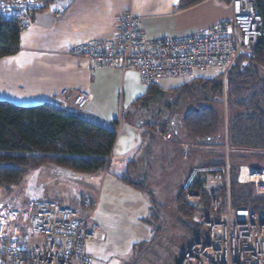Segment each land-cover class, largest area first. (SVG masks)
<instances>
[{"label": "built area", "instance_id": "1", "mask_svg": "<svg viewBox=\"0 0 264 264\" xmlns=\"http://www.w3.org/2000/svg\"><path fill=\"white\" fill-rule=\"evenodd\" d=\"M229 2L230 19L195 34L166 39H149L139 18L126 12L110 38L88 42L72 55L93 70H135L146 89L161 79L187 82L206 71H214L225 82L236 66L249 65L264 37L263 21L253 1ZM41 9L35 0H0V25L15 20L21 33ZM71 100L82 110L87 94L71 95ZM218 100L224 104V98ZM223 161L217 166L194 167L183 186L193 230L177 264H264V206L257 212L232 207L227 155ZM236 181L253 185L256 196L264 195L263 168L239 166ZM90 204L85 201L83 207ZM91 212L59 201H34L22 211L7 210L0 218V264H94L86 250L95 234Z\"/></svg>", "mask_w": 264, "mask_h": 264}, {"label": "crops", "instance_id": "2", "mask_svg": "<svg viewBox=\"0 0 264 264\" xmlns=\"http://www.w3.org/2000/svg\"><path fill=\"white\" fill-rule=\"evenodd\" d=\"M178 1L56 0L49 8L50 11L35 15L31 25L20 33L18 51L13 55L0 57V100L21 107L49 104L66 113L116 130L117 136H120L116 146L122 142L117 158L122 163L132 164L134 161L129 160L130 155H138L139 152L143 154L136 176H129L126 172L113 173L112 176L104 172L89 176L78 174L84 176L82 184L87 194L81 199L80 206L85 201H94L96 184L101 183L104 178L107 186L115 181L128 186L137 195H142L148 212L153 211L154 206L165 204L167 195L171 194L172 187H168V180L173 177L164 176L171 164L165 169L162 168L164 160L162 164L158 162L161 157L158 152L164 147L166 150L168 141L161 140V144L150 146L149 141L155 132L133 119L136 110L130 113V118L127 116L135 101L144 96L147 90L140 83L137 72L129 70L122 73L111 68L93 70L82 59L75 58L72 51L88 42L110 38L118 31L126 12H132L139 18L143 31L151 40L191 35L216 24L204 27L200 18L205 13L196 15L210 0L184 11L177 10ZM80 92L89 96L83 110H78L71 100V95ZM121 106L125 110H119ZM121 112H124V116H120ZM182 144L176 143V146L183 153L191 150L187 143ZM196 147L198 148L197 145ZM199 147L203 148L201 145ZM208 147L211 146H206V149H210ZM201 162H195L182 176L176 177L180 182L174 185L173 196H177L189 170L199 167ZM63 171L54 166H44L34 170L33 175L71 176ZM124 174L128 176H122ZM123 177H128L139 190L122 180ZM173 198L175 202V197ZM4 213L5 210L0 208V218Z\"/></svg>", "mask_w": 264, "mask_h": 264}, {"label": "trees", "instance_id": "3", "mask_svg": "<svg viewBox=\"0 0 264 264\" xmlns=\"http://www.w3.org/2000/svg\"><path fill=\"white\" fill-rule=\"evenodd\" d=\"M36 1L42 4L43 9H49L56 0ZM204 1L179 0L177 10L184 11ZM252 1L264 27V0ZM19 27L15 20L1 23L0 57L18 51ZM184 82L166 92L158 85L149 87L145 95L135 101L127 116L130 118V113L138 108L166 104L167 109L181 118V132L192 137L195 142L197 139L212 138L219 145L208 148L212 153L218 151L222 157L221 147L225 144L229 150L231 167L232 207L259 211L264 206V195L256 196L251 184L237 183L236 175L239 166L246 162L249 167L264 169V37L256 46L249 65L243 69L236 66L229 72L225 82L221 77L204 79L200 75L188 81V84ZM223 98L230 113L227 126L221 133L222 116L215 107V99ZM185 103L190 104L189 108H199L184 117L185 109L182 112L180 109ZM160 126L165 128L161 124L148 127L154 130ZM160 130L163 135L164 131ZM116 139V130L66 113L52 105L21 107L0 100V188L17 185L29 170L46 165L86 175L105 172ZM196 145L199 146L197 142ZM218 164L202 163L200 167ZM121 179L138 189L128 177ZM176 205L179 219L190 221L192 211L183 204L180 194ZM157 214L153 212L152 219H158Z\"/></svg>", "mask_w": 264, "mask_h": 264}, {"label": "rangeland", "instance_id": "4", "mask_svg": "<svg viewBox=\"0 0 264 264\" xmlns=\"http://www.w3.org/2000/svg\"><path fill=\"white\" fill-rule=\"evenodd\" d=\"M200 10V13L198 10L196 15L201 14V12L205 13L200 18V22L204 27L231 18V6L228 0H210ZM47 11L50 10L41 9L38 14ZM199 75L200 78L212 79L215 77V72L206 71ZM182 82L179 79H161L158 86L166 92L177 88ZM188 83L187 81L183 84ZM74 95H77V93ZM88 101L89 96L87 94V103ZM122 106L119 110H125ZM152 107L151 105L150 108ZM182 107V110L180 109L181 112L184 109L185 111L186 109L189 110L190 104L185 103ZM215 107L222 116L220 131L223 133L224 127L226 128L227 126L230 112L228 106L223 104L222 100L220 102L218 101ZM78 110L81 109L78 108ZM120 116H122L121 113ZM158 128L157 130H152L156 134H153L149 141L152 147L161 144L162 141L167 142L163 138V135H159L161 133L160 129L163 131L165 129L161 126ZM121 129L122 127L120 126L119 130ZM181 135L182 139L172 138V140L166 143V150L164 147L162 151L158 152V155L161 156L158 162L162 164V160H164L162 168L165 167L166 169L171 164L170 169H166L164 176L173 177L172 179L167 178L169 179L168 187H172V191L170 195H167L165 204L156 206L153 211L148 212L147 206L145 205L146 200L142 195H137L128 186L116 183L115 181H112L107 186V184L105 185V178L101 180V183L96 184V192L93 194L95 199L87 207L86 211L82 207L84 203L80 206L81 199L87 195L82 184L84 176H81L86 174L71 172L62 168L60 170H64L63 172L71 174V176H35L33 172L37 169H32L27 172L17 185L9 188H0V208L4 209L5 212L9 209L22 211L30 202L59 201L63 206L81 210L82 212L89 213V211H92L90 214L95 234L93 240L86 245V250L92 255L94 264H177L184 247L188 243L193 227L190 221H181L179 219L180 216L177 213L176 200L180 194L184 204L183 186L192 168L185 176L181 185L179 184L180 187L177 196H173L174 185L180 182V179H176V177L182 176L184 171L186 172V169L188 170V167L193 166L195 162L199 164L200 161H202L201 164H218L223 161L225 155L228 156L229 154V150L225 144H222L223 147H221L223 149L222 157L218 155V151L212 153L206 147L200 148L198 146L197 148V141L195 142L187 134L181 133ZM119 137L118 135L116 144ZM184 141L191 148V150H186L185 153L176 146V143H183L182 145H185ZM116 144L109 159L110 166L104 173L112 176L113 173L122 174L126 172L129 176H136L138 165L143 160V154L139 152L138 155H130L129 160L134 161L132 164L122 163L117 158L119 155L118 150L122 142L117 146ZM245 164L247 166L249 165L247 162L242 165ZM72 174L77 175L73 176ZM99 176L102 175L100 174ZM117 186H120V189H117ZM173 197H175V202L173 201ZM94 202H97L96 206L92 207ZM155 211L159 213V215H156L159 216L158 219H152L151 217Z\"/></svg>", "mask_w": 264, "mask_h": 264}, {"label": "flooded vegetation", "instance_id": "5", "mask_svg": "<svg viewBox=\"0 0 264 264\" xmlns=\"http://www.w3.org/2000/svg\"><path fill=\"white\" fill-rule=\"evenodd\" d=\"M198 108L196 107V110ZM186 111L183 112L184 117L187 116L185 115ZM133 119L142 126L164 125L163 135L165 137H163L166 141L172 140V138L182 139L181 118L170 109H167L166 104H154L152 108H138Z\"/></svg>", "mask_w": 264, "mask_h": 264}, {"label": "water", "instance_id": "6", "mask_svg": "<svg viewBox=\"0 0 264 264\" xmlns=\"http://www.w3.org/2000/svg\"><path fill=\"white\" fill-rule=\"evenodd\" d=\"M208 107H210V106H208ZM193 111H196V107H193V108H190L189 110H187L185 112V115H188V114H190ZM196 141L201 146H212V145L213 146H218L219 145V143L218 142H215L212 138L197 139Z\"/></svg>", "mask_w": 264, "mask_h": 264}, {"label": "clouds", "instance_id": "7", "mask_svg": "<svg viewBox=\"0 0 264 264\" xmlns=\"http://www.w3.org/2000/svg\"><path fill=\"white\" fill-rule=\"evenodd\" d=\"M156 130H157V128H156ZM159 135H160V136H162V134H161V133H159Z\"/></svg>", "mask_w": 264, "mask_h": 264}]
</instances>
